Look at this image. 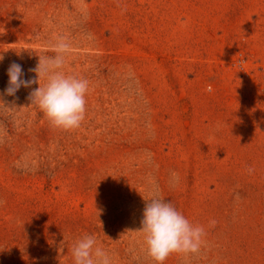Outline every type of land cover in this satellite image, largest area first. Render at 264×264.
I'll list each match as a JSON object with an SVG mask.
<instances>
[{"label":"rangeland","instance_id":"rangeland-1","mask_svg":"<svg viewBox=\"0 0 264 264\" xmlns=\"http://www.w3.org/2000/svg\"><path fill=\"white\" fill-rule=\"evenodd\" d=\"M61 40L60 71L88 81L70 130L38 84L5 91ZM0 56V264H73L85 235L154 264L153 194L205 231L164 264H264V0H0Z\"/></svg>","mask_w":264,"mask_h":264},{"label":"clouds","instance_id":"clouds-1","mask_svg":"<svg viewBox=\"0 0 264 264\" xmlns=\"http://www.w3.org/2000/svg\"><path fill=\"white\" fill-rule=\"evenodd\" d=\"M54 57L39 58L30 71L36 76L23 79L20 64L12 63L8 70L7 95H15L21 87L39 86L32 90L29 99L36 105L53 127L70 130L79 127L84 118L88 81L60 71L69 45L59 41L53 49ZM3 57L0 56V60ZM45 83L41 85L40 81ZM176 176V173L172 174ZM145 251L154 264H164L172 253H196L199 251L204 228L193 225L169 201L153 194L146 201L141 228ZM73 264H112L108 252L97 245L93 235H85L75 241L71 248Z\"/></svg>","mask_w":264,"mask_h":264}]
</instances>
